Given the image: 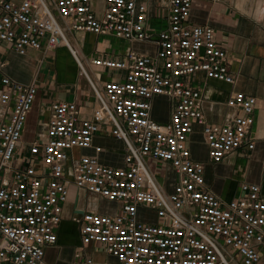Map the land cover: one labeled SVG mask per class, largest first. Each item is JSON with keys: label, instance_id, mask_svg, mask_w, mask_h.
I'll use <instances>...</instances> for the list:
<instances>
[{"label": "built area", "instance_id": "2783aa9c", "mask_svg": "<svg viewBox=\"0 0 264 264\" xmlns=\"http://www.w3.org/2000/svg\"><path fill=\"white\" fill-rule=\"evenodd\" d=\"M158 1L167 12V27L153 35L148 2L105 0L98 15L91 0H0V45H10L21 56L65 46L97 102L90 119L82 117L76 102H54L45 129L28 142L26 160L16 167L38 87L35 82L22 84L3 75L0 264H48L46 248L58 242L70 186L120 206L115 213L83 211L73 218L82 246H103L117 264L264 261L261 185L244 182L239 196L224 200L207 188L205 165L194 159L189 145L197 125L213 164L239 150H255V142L248 137L257 99L231 94L226 105L233 114L223 123H210L195 78L203 74L233 85L228 53L216 41L211 26L192 23V7L200 0ZM69 32L152 43L156 52L132 51L120 60L92 59L95 67L125 73L123 81L100 87L90 79L68 39ZM4 67L1 63L0 72ZM157 97L173 102L166 123L152 117ZM104 126L125 146L123 167L104 165L97 157L103 148L95 146L94 140ZM77 150H94L96 156ZM149 160L175 175L171 192L152 171ZM142 209L155 213V221ZM75 261L96 264L83 250L76 252Z\"/></svg>", "mask_w": 264, "mask_h": 264}, {"label": "crops", "instance_id": "0c3cea01", "mask_svg": "<svg viewBox=\"0 0 264 264\" xmlns=\"http://www.w3.org/2000/svg\"><path fill=\"white\" fill-rule=\"evenodd\" d=\"M21 1V0H17ZM148 2L153 17L150 20V32L155 35L167 27V12L160 20V29L154 27L158 19V0H137ZM96 13L101 14L105 7V0H91ZM191 21L197 25L211 26L216 32V41L223 46L228 55L230 73L235 77V83L229 85L223 82L206 79L203 74L195 78V85L201 88L204 110L210 123H223L233 114V110L226 105L233 93H243L257 99L254 111V124L250 130L249 139L255 142V150L246 152L248 157H239V151L226 157L220 164H213L209 158L205 161L198 157L195 146L196 136L201 135L199 142L205 147L202 130L195 126V132L190 138V148L194 159L205 165L207 188L224 200L230 201L240 194L241 184L244 182L261 185L264 193V0H222L215 3L211 0L196 1L191 11ZM68 39L77 50L86 67L90 79L102 87L109 81H123L125 73L106 70L91 64L94 58L124 59L129 52L154 54L156 46L152 43L128 42L113 36H96L90 33H68ZM5 67L0 72V84L3 75L22 83L35 82L38 95L29 115L24 140H29L30 134L34 137L43 131L49 121L51 105L56 101L76 102L80 107L82 117L90 119L97 106L96 99L88 81L80 75L76 61L65 46L53 51L31 50L21 56L8 44L0 45V64ZM166 100L170 104V115L164 122L170 120L173 102L165 97H157L153 101L152 117L159 119L157 103ZM110 128L104 126L95 137L94 145L101 146L103 152L97 157L104 165L113 167L124 166L125 146L121 141L111 137ZM28 142V141H27ZM78 154L96 156L94 150H77ZM170 181L162 182L168 192L172 191L175 175L169 171ZM238 175L243 177L239 181ZM70 196L64 206L63 220L57 229L58 242L46 248L45 259L48 264H77L76 252L83 250L91 256L96 264H116L115 258L108 255L101 245L83 247L79 226L73 221L76 213L94 211L99 213H115L118 207H112L105 200L79 192L76 187L70 186ZM79 196V198H78ZM87 200V201H86ZM100 201L105 208L96 207L90 201ZM115 205V204H114ZM78 208L79 210H76ZM113 210V211H112ZM155 221V220H153ZM102 250L100 258L94 255V247ZM115 260V262H113ZM260 264H264V261Z\"/></svg>", "mask_w": 264, "mask_h": 264}, {"label": "rangeland", "instance_id": "374dc122", "mask_svg": "<svg viewBox=\"0 0 264 264\" xmlns=\"http://www.w3.org/2000/svg\"><path fill=\"white\" fill-rule=\"evenodd\" d=\"M164 12H165L164 10H162V9H160L158 7L157 13H158V19L159 20H155L154 21V23H153L154 27H156L158 29L161 28L162 24L160 23L161 22L160 20L162 19V15L164 14ZM156 107H157L158 114H159L158 115L159 119L157 120V122H164L165 117L170 115V104H169V102H167L166 100L160 101L159 103H157ZM34 138H35L34 134L31 133L30 134V138H28L29 140H24L23 147L21 148V150L19 152V159L20 160H19V163H16V167H20L21 166L20 164L26 160V157L28 155L27 154L28 142L32 141ZM195 138L198 141L197 145L195 146L196 151L198 153L197 155H198V157L200 159L205 161L207 159V157H208V151H206L205 147L203 148V145L201 143H199L202 140V137H201L200 134H198ZM238 155H239L240 158L248 157L246 152H244V150H241ZM149 166L152 169V171H154L156 173V175L158 176L160 181L169 182V179L172 178L171 175L168 173L167 168L165 166H163L161 163H155L152 160H149ZM238 179H239V181H242L243 177L241 175H238ZM90 202H91V204L93 206H96V207H99V208L102 207V208L106 209V206L102 205V203L100 201H98V200L90 201ZM111 206L112 207L116 206L120 210V206H117V205H114V204H112ZM142 212H143L144 215H148L150 217H153V220H155V213H153L152 211H147L145 209H142ZM96 246H98V245H96ZM96 246L94 247L95 248L94 249V252H95L94 255L96 256V258H100V256L102 255V250L98 249L99 247L96 248ZM113 262H115V260Z\"/></svg>", "mask_w": 264, "mask_h": 264}]
</instances>
